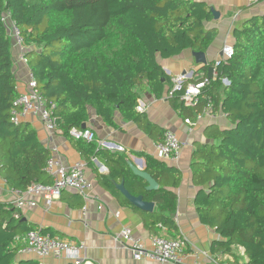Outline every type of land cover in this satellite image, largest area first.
I'll use <instances>...</instances> for the list:
<instances>
[{"label":"trees","instance_id":"1","mask_svg":"<svg viewBox=\"0 0 264 264\" xmlns=\"http://www.w3.org/2000/svg\"><path fill=\"white\" fill-rule=\"evenodd\" d=\"M7 11L21 31L41 96L54 106L59 131L76 142L87 166L97 159L109 165L110 178L102 180L127 206L137 209L117 184L157 206L152 213L141 211L152 226L176 231L180 170L137 153L160 187L147 191L129 157L74 140L69 132L87 128L89 108L111 126L119 114L150 131L152 124L137 111L141 93L150 90L163 98L168 77L158 58L186 50L206 53L213 45L218 31L208 29L214 20L208 5L193 0H0V177L9 188L24 191L34 182L51 183L45 172L51 151L29 122H11L21 92L12 40L1 22ZM233 36L234 56L217 68L198 106L203 110L212 104L231 127H209L206 136L212 143L198 144L193 153L192 182L199 189L195 205L200 221L220 235L212 252L228 254L231 260L225 264H264V15L246 20ZM212 66H203L205 76ZM181 96L176 93L170 101L183 118L194 120L196 108H186ZM16 213L9 203H0V264H41L19 258L15 238L39 228Z\"/></svg>","mask_w":264,"mask_h":264},{"label":"crops","instance_id":"2","mask_svg":"<svg viewBox=\"0 0 264 264\" xmlns=\"http://www.w3.org/2000/svg\"><path fill=\"white\" fill-rule=\"evenodd\" d=\"M195 1L204 2L210 9L221 14L218 21L214 19L208 24V29H217L218 36L205 53L208 64H213L212 78L217 77L215 63L221 59L223 47L225 45L233 47L234 30L241 27L246 20L256 15H264V0ZM13 54L18 88L21 93H25L28 88L29 67L21 61L18 48L13 47ZM158 62L168 77L167 83L163 79L165 83L163 98L159 99L150 90H146L141 93L138 100V105L145 108V112L141 114L153 126L150 131L145 130L143 125L125 121L119 114L115 116V125L111 126L90 108L87 128L94 131L98 143L104 142L112 148V150L107 148L104 150L126 155L132 163L144 171H146V161L144 157L136 154L143 153L158 159L155 144L162 139L165 131H172L179 140L189 143V146L183 150L179 162L160 160L183 173L182 182L175 189L178 196L177 212L174 217L177 230L156 228L150 224L149 217L143 216L141 210L127 206L123 199L114 194L103 182L102 177L110 178L111 169L106 162L99 159L93 160L88 166L86 164V176L91 184L88 199H83L72 190H66L51 207L45 206L44 200L39 198L36 208L22 211L20 214L30 225L47 230L75 247L84 245V248L79 249V255L84 260L83 264H155L151 261L134 260L132 252L123 247L120 234L125 227L132 229L134 236L141 239L148 249L153 247L151 238L156 234H165L170 238H184L188 245L187 253L190 255L186 264L195 263L196 258L193 256L195 249L208 253V257L200 256L198 260L200 263L216 264V261L231 260L228 254L212 252L213 243L221 238L215 228L200 221L195 205L199 189L192 182L191 172L192 156L198 144L212 143L206 136L207 129L211 126L227 129L231 127V123L221 112L208 116L204 112L205 108L201 110L199 107L192 109L193 112L196 111L194 120L183 118L181 110L176 109L170 101L174 96L170 95L174 79L178 76L188 77V83H195L208 77V74L205 76L202 70L204 65L198 62L197 56L192 51H183L179 56L170 59L160 57ZM25 122H29L34 127L45 147L51 152L56 149L57 156L65 166H71L78 161L85 162L76 142L68 140L61 131L48 132L43 123L31 115L25 119ZM118 147H124L125 151H117ZM2 180L0 177V203L7 204L9 195L7 186ZM156 209L155 205L154 211ZM238 250L243 255V249L238 248ZM19 256L20 259L36 260L41 264H69L66 259L56 260L53 257L41 259L35 255Z\"/></svg>","mask_w":264,"mask_h":264},{"label":"built area","instance_id":"3","mask_svg":"<svg viewBox=\"0 0 264 264\" xmlns=\"http://www.w3.org/2000/svg\"><path fill=\"white\" fill-rule=\"evenodd\" d=\"M195 1V0H193ZM1 22L11 37L14 48L20 51V59L27 65L25 58L26 48L24 47L23 37L21 31L12 19L10 12H5L2 15ZM234 56V49L232 46L225 45L222 50V56L219 61L215 63V70ZM28 66V65H27ZM217 76V75H216ZM213 78H204L195 83H188V77L180 75L174 79V86L170 95L182 92L181 101L186 108H197L201 100L204 98L203 91L208 87ZM225 85H228L227 80H223ZM53 105H49L41 96L38 83L35 75L29 69L28 72V88L25 93H21L14 102V108L11 110V122L14 125H20L28 116L37 117L44 125L48 132H57L58 124L57 118L53 115ZM137 111L139 113L145 112L143 106L138 105ZM204 112L208 116H213V106L209 104L205 107ZM69 135L74 140H80L87 145L97 144L102 149H110L106 143L97 142L95 133L92 129H78L70 130ZM189 146V143L183 142L177 138L172 131H165L160 141L155 144L156 156L159 160H168L179 162L183 150ZM117 151L124 152V147H118ZM86 163L78 161L71 166H65L56 154V149L51 152L45 172L50 177V184H42L38 182L32 183L26 190L11 189L7 186V193L9 195V204L12 205L17 213L16 218L21 217V212L37 207V199L44 200L45 206L51 207L52 203L59 199L61 194L66 190L76 192L83 199L89 198V189L91 184L86 176ZM0 175H1V161H0ZM161 227V226H160ZM162 228V227H161ZM165 230V228H162ZM123 247L132 252L133 259L136 261H151L155 264H186L189 258L188 245L184 238H170L167 235H154L151 238L153 247L148 249L144 242L135 237L132 229L125 227L121 234ZM15 245L20 244L18 255H35L38 258L44 259L53 257L56 260L66 259L69 264H83L84 260L79 255V249L84 248L81 245L79 248L68 242L53 237L49 234H42L41 230H33L25 235L18 236L14 241ZM193 256L196 258L194 264L200 263L198 260L200 256L208 257V253L203 250L195 249ZM216 264H225L223 261H216Z\"/></svg>","mask_w":264,"mask_h":264},{"label":"water","instance_id":"4","mask_svg":"<svg viewBox=\"0 0 264 264\" xmlns=\"http://www.w3.org/2000/svg\"><path fill=\"white\" fill-rule=\"evenodd\" d=\"M211 12L214 15V19L216 21H218L220 19L221 14L219 12L215 11L214 9H211ZM193 54L195 56H197L199 63L203 64L204 66L208 64L207 57H206L205 53H194L193 52ZM213 71H214L213 67H210L208 70V77L209 78H212ZM85 128H86V126L83 127V129H85ZM129 165H130L135 176L140 177L141 179L146 181V183H147L146 190L147 191H157L159 189V184L148 173H146L144 170H141L140 168H138V166H136L132 162H130ZM116 188L137 209L144 211V212H147V213H152L154 211V208H155L154 203H148V202L144 201L142 196L135 197V196L131 195V193L125 188L124 183L117 184Z\"/></svg>","mask_w":264,"mask_h":264}]
</instances>
